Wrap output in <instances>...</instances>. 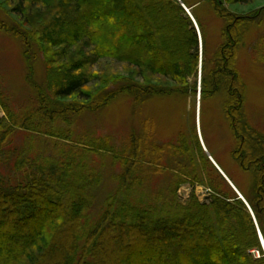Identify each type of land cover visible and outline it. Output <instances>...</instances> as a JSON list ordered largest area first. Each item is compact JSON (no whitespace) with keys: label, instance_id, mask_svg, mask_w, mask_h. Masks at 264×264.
Listing matches in <instances>:
<instances>
[{"label":"trees","instance_id":"trees-1","mask_svg":"<svg viewBox=\"0 0 264 264\" xmlns=\"http://www.w3.org/2000/svg\"><path fill=\"white\" fill-rule=\"evenodd\" d=\"M27 2L28 11L42 10L40 26L28 31L0 21V30L19 35L30 54L37 42L61 47L59 59L76 47L78 58L57 64L45 58V89L34 105L13 110L0 91L5 111L0 118V164L10 161L19 175L26 170L19 180L0 176V264H264V135L249 125L245 86L236 68L248 17L227 10L225 0H18L13 10L20 17ZM198 7L210 8L224 22L221 43L210 57ZM102 58L182 87L128 80L120 81L116 91L102 92V99L90 105L59 102L74 94L90 97L82 87L91 75L82 67ZM199 59L200 97L225 92L223 111L237 141L232 156L244 170L253 171L252 193L246 196L249 207L215 169L217 176L210 173L196 134L192 148L180 137L175 153L185 161L183 172L173 174L158 192L145 186L149 162L140 137L133 135L121 150L107 136L73 140L72 117L105 105L117 92L134 91L142 102L155 95L195 93L197 87L188 80L195 78ZM17 130L64 141L67 147L60 156H29L26 147L11 144ZM87 153L109 156L112 165L120 167L96 219L90 211L102 179L99 167L105 162L96 170ZM188 177L210 188L208 203L194 194L177 201L178 187Z\"/></svg>","mask_w":264,"mask_h":264},{"label":"rangeland","instance_id":"rangeland-1","mask_svg":"<svg viewBox=\"0 0 264 264\" xmlns=\"http://www.w3.org/2000/svg\"><path fill=\"white\" fill-rule=\"evenodd\" d=\"M187 1L193 3L197 0ZM17 3L18 0H0V21L28 31L40 26L42 13L39 14V11L42 10H36L38 7H34L33 12L28 11L27 2L23 17H20L13 10ZM224 6L234 14L248 17L243 28L242 43L236 53V68L245 86L243 104L249 125L264 135V0H250L247 3L225 0ZM197 13L207 30L206 50L207 56L210 57L221 43L220 35L224 22L208 7H198ZM26 18L29 23L25 21ZM33 46L30 54L19 35L0 30V91L3 93L5 105L16 111L27 104H36L39 93L45 89V58L53 59L56 64L78 58L75 54L76 47H72L66 57L59 59L62 56L61 47L45 43L39 45L37 42ZM200 61L199 59L195 78L188 80V85L195 84L197 87L195 93L185 91L180 94L155 95L142 102L137 101L134 91L117 92L105 105L93 107L92 110L85 108L72 117V124L69 126L73 132V140L78 141L77 138L85 136H107L114 147L121 150L129 145L133 135L140 137L141 151L145 148L149 162L145 163L150 172L145 186L151 192H158L166 188L173 174L183 172L180 170L183 169L185 161L182 156L179 157L180 154L175 153L178 141L181 142L180 137L192 148L195 146L196 134L201 149L210 162V173L217 176V171L225 183L231 188L233 186L246 201V196H251L252 193L253 171L244 170L232 156L237 141L223 111L225 92L200 97ZM82 70L91 75L90 82L82 87L84 94H90V97L74 94L59 98L62 104L73 103L77 107L90 105L93 100L102 99V92L116 91L122 86L120 81L133 80L139 83L164 84L173 88L182 87L159 76L146 75L140 71L135 74L136 68L133 66L110 58L99 59L94 64L83 66ZM0 118H5V111L1 106ZM59 124L65 126V123ZM30 135L26 131L17 130L13 135L12 146L26 147L32 157L39 152L44 156H60L61 150L67 147L64 141L43 134ZM93 153H87L88 158L93 160L94 168H100L102 173L101 183L94 191V203L90 211L91 216L96 219L102 211L105 194L116 184L113 176L120 171V167L116 163L112 165L109 156L103 157ZM197 153V150L193 151L195 157ZM101 161L105 162L104 167H99ZM198 161L196 159L199 164ZM9 163L7 161L0 164V176L12 175L17 180L26 177L25 169L21 171V175L15 174ZM29 173L27 169V174ZM185 180L178 187L177 201L185 202L192 194L203 203L210 201V188L202 182H195L191 177ZM252 252L258 255V251Z\"/></svg>","mask_w":264,"mask_h":264},{"label":"water","instance_id":"water-1","mask_svg":"<svg viewBox=\"0 0 264 264\" xmlns=\"http://www.w3.org/2000/svg\"><path fill=\"white\" fill-rule=\"evenodd\" d=\"M185 8V7H184ZM187 10V9H186ZM188 12V11H187ZM189 13V12H188ZM190 14V13H189ZM192 18V17H191ZM193 19V18H192ZM193 21H194V19H193ZM197 27V26H196ZM215 166H216V168L217 169H219L218 168V166L215 164ZM232 188L236 191V194L238 195V197L242 200V201H244V203L246 204V201L243 199V197H241V194L232 186ZM261 241H262V245H263V247H264V244H263V240L261 239Z\"/></svg>","mask_w":264,"mask_h":264},{"label":"bare ground","instance_id":"bare-ground-1","mask_svg":"<svg viewBox=\"0 0 264 264\" xmlns=\"http://www.w3.org/2000/svg\"><path fill=\"white\" fill-rule=\"evenodd\" d=\"M241 197H242V195H241ZM262 238V237H261ZM262 240H263V238H262ZM263 244H264V241H263Z\"/></svg>","mask_w":264,"mask_h":264}]
</instances>
